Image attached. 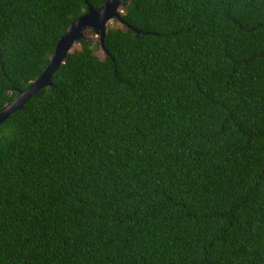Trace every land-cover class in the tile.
I'll return each mask as SVG.
<instances>
[{
  "label": "trees",
  "instance_id": "obj_1",
  "mask_svg": "<svg viewBox=\"0 0 264 264\" xmlns=\"http://www.w3.org/2000/svg\"><path fill=\"white\" fill-rule=\"evenodd\" d=\"M123 3L0 124V264H264V0ZM86 12L0 0V112Z\"/></svg>",
  "mask_w": 264,
  "mask_h": 264
},
{
  "label": "water",
  "instance_id": "obj_2",
  "mask_svg": "<svg viewBox=\"0 0 264 264\" xmlns=\"http://www.w3.org/2000/svg\"><path fill=\"white\" fill-rule=\"evenodd\" d=\"M124 1L125 0H108L103 7L95 9L85 0L87 12L74 20L65 30L55 47L50 63L43 73L28 89L20 91L18 97L11 104L6 105L0 112V124L6 121L12 114L22 110L25 104L39 91L51 87L52 77L64 63L73 47L80 44L86 30H93L99 35L100 46L107 54L105 47V39L108 30L107 24L111 20H117L122 23V25H127L122 19ZM120 8H122V13H119ZM128 27L131 28V26ZM136 32L140 33L139 31Z\"/></svg>",
  "mask_w": 264,
  "mask_h": 264
},
{
  "label": "rangeland",
  "instance_id": "obj_3",
  "mask_svg": "<svg viewBox=\"0 0 264 264\" xmlns=\"http://www.w3.org/2000/svg\"><path fill=\"white\" fill-rule=\"evenodd\" d=\"M119 13H122V8H120V11ZM124 25H122V23H120L119 21L117 20H111L108 24H107V28H122ZM83 39L84 40H93V49H94V52H95V55L100 58V59H104L105 56H106V52L102 49V47L100 46V37L99 35L93 31V30H86L84 32V35H83ZM82 39V40H83ZM79 47V44L75 45L72 49L75 50Z\"/></svg>",
  "mask_w": 264,
  "mask_h": 264
}]
</instances>
